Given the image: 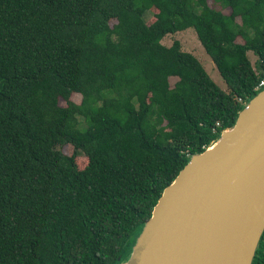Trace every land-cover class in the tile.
<instances>
[{"label": "trees", "instance_id": "1", "mask_svg": "<svg viewBox=\"0 0 264 264\" xmlns=\"http://www.w3.org/2000/svg\"><path fill=\"white\" fill-rule=\"evenodd\" d=\"M212 1L229 13L207 0H0V264L126 261L162 190L264 79V0ZM188 28L225 91L177 41L160 44ZM251 264H264V231Z\"/></svg>", "mask_w": 264, "mask_h": 264}, {"label": "water", "instance_id": "2", "mask_svg": "<svg viewBox=\"0 0 264 264\" xmlns=\"http://www.w3.org/2000/svg\"><path fill=\"white\" fill-rule=\"evenodd\" d=\"M264 231V87L190 156L121 264H251Z\"/></svg>", "mask_w": 264, "mask_h": 264}, {"label": "rangeland", "instance_id": "3", "mask_svg": "<svg viewBox=\"0 0 264 264\" xmlns=\"http://www.w3.org/2000/svg\"><path fill=\"white\" fill-rule=\"evenodd\" d=\"M207 4L215 9L220 10L223 14H228L229 11L226 9L219 8L218 4H215L212 0H207ZM152 20V13H149L147 15V22H150ZM113 22L111 21L110 24ZM172 41H177L179 43L180 50L183 52H187L191 54L201 65L205 73L208 75V77L213 81V83L221 90L225 91V85L223 81L221 80L219 74L217 73L213 63L209 59V57L204 53L203 49L199 45V42L197 41L195 34L191 28L185 29L183 31L176 32L174 34L166 35L160 40V44H162L165 47L170 46ZM246 56L250 62V64L253 66L255 57L250 53L247 52ZM175 78H169V85L172 86L174 83ZM70 100L74 103L79 102V96L76 94H72L70 97ZM59 105L64 106V102L59 100ZM59 151L69 156L72 153V148L69 145H64L59 148ZM75 165L77 169H82L86 165V160L83 156H78L75 158Z\"/></svg>", "mask_w": 264, "mask_h": 264}, {"label": "built area", "instance_id": "4", "mask_svg": "<svg viewBox=\"0 0 264 264\" xmlns=\"http://www.w3.org/2000/svg\"><path fill=\"white\" fill-rule=\"evenodd\" d=\"M264 87V79L260 80L255 87V90H259Z\"/></svg>", "mask_w": 264, "mask_h": 264}]
</instances>
